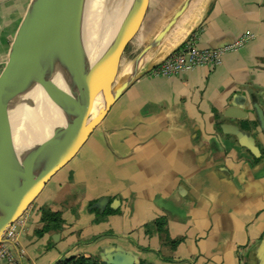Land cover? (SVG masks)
<instances>
[{
    "label": "crops",
    "instance_id": "crops-1",
    "mask_svg": "<svg viewBox=\"0 0 264 264\" xmlns=\"http://www.w3.org/2000/svg\"><path fill=\"white\" fill-rule=\"evenodd\" d=\"M184 1L151 0L121 82L137 74L20 216L0 264L106 261L116 249L142 264H264V0H190L146 48ZM30 2L0 0V70ZM239 39L216 67L155 71L181 45ZM226 123L251 133L258 161ZM42 206L61 212L60 230L38 234Z\"/></svg>",
    "mask_w": 264,
    "mask_h": 264
},
{
    "label": "water",
    "instance_id": "water-1",
    "mask_svg": "<svg viewBox=\"0 0 264 264\" xmlns=\"http://www.w3.org/2000/svg\"><path fill=\"white\" fill-rule=\"evenodd\" d=\"M185 0L148 47L158 45L186 9ZM151 0H131L112 43L93 61L87 62L80 44L79 30L85 0H31L11 43L7 60L0 70V240L6 228L27 209L49 178L79 150L111 104L130 83L131 77L114 87L128 49L140 35L148 17ZM62 70L68 87L54 84L50 66ZM42 87L51 102L65 110L69 119L56 125L50 137L28 156L17 159L13 153L9 106L29 86ZM105 106L93 114L97 96ZM240 145L254 155L261 154L251 133L238 124L222 125ZM10 139V140H9ZM101 207V204H98ZM107 264H142L128 250L108 254Z\"/></svg>",
    "mask_w": 264,
    "mask_h": 264
},
{
    "label": "bare ground",
    "instance_id": "bare-ground-1",
    "mask_svg": "<svg viewBox=\"0 0 264 264\" xmlns=\"http://www.w3.org/2000/svg\"><path fill=\"white\" fill-rule=\"evenodd\" d=\"M105 1L85 0L79 38L81 47L89 61H91L89 57L93 56L90 54L91 52L98 51L94 58L96 59L112 43L131 3V0H118L112 7L108 6L104 15L98 18L90 36H85V31H87V27H85L86 12L92 14L100 10ZM90 38L98 39L93 43H86L85 39ZM50 73L54 84L68 87V81L56 62L51 64ZM94 103L96 105H93V114L96 116L100 109L105 106L101 94L97 96ZM9 112V124L13 135L11 150L17 159H22L31 154L38 144L50 137L56 125L65 124L70 118L65 110L59 109L51 102L42 87L37 84L29 86L17 96L10 104ZM7 164V161L3 163L0 175L8 168Z\"/></svg>",
    "mask_w": 264,
    "mask_h": 264
},
{
    "label": "built area",
    "instance_id": "built-area-1",
    "mask_svg": "<svg viewBox=\"0 0 264 264\" xmlns=\"http://www.w3.org/2000/svg\"><path fill=\"white\" fill-rule=\"evenodd\" d=\"M241 43L242 39H239L224 46L203 48L192 43H187L173 49L162 61L159 62L155 67V71L169 76L201 66L213 68L223 62V57L227 52L241 45ZM20 216L4 231L0 240V261L3 259L9 261L13 260L11 245L16 241L22 225Z\"/></svg>",
    "mask_w": 264,
    "mask_h": 264
},
{
    "label": "trees",
    "instance_id": "trees-1",
    "mask_svg": "<svg viewBox=\"0 0 264 264\" xmlns=\"http://www.w3.org/2000/svg\"><path fill=\"white\" fill-rule=\"evenodd\" d=\"M254 161H258L260 157L253 155L250 153ZM41 210V221L42 226L37 229L38 234H43L49 230H60L63 225V218L60 211H54L48 206H42ZM154 223L161 230L164 229V220L163 218H157ZM182 238L170 239V243L172 246H176ZM107 264L105 261L94 257V256H85V255H72L66 258L64 261L59 264ZM247 264V263H243Z\"/></svg>",
    "mask_w": 264,
    "mask_h": 264
},
{
    "label": "rangeland",
    "instance_id": "rangeland-1",
    "mask_svg": "<svg viewBox=\"0 0 264 264\" xmlns=\"http://www.w3.org/2000/svg\"><path fill=\"white\" fill-rule=\"evenodd\" d=\"M118 0H106L104 2V5L103 7L100 9V10H97L95 12H93L92 14H89L86 12V17H85V27H87V31H85V36H90V34L92 33V30H93V27L94 25L96 24L98 18L101 16V15H104V13L107 11V8L108 6L109 7H112ZM108 4V5H107ZM164 15V14H163ZM149 16V14H148ZM98 39V38H96ZM96 39H93V38H90V39H85L86 43H93L96 41ZM136 41L131 44L130 48L128 49V52L127 53H130L131 52V55L135 57V55L137 54V47L135 46L136 44ZM90 54H92L93 56L92 57H89L91 61L87 60V57L85 56V52H84V56H85V60L87 62H93L96 57V55L98 54V51H95V52H91ZM132 57V58H134ZM94 59V60H93ZM93 60V61H92ZM129 60L130 59H124L122 64H121V67H120V70H119V74L116 78V81L114 82V87L118 86L120 83H121V78L124 77L123 76V73L125 72L126 70V67H127V64L129 63ZM97 103V102H96ZM96 103H94V106L96 105ZM98 104V103H97ZM31 105H34V104H31ZM93 106V107H94Z\"/></svg>",
    "mask_w": 264,
    "mask_h": 264
}]
</instances>
